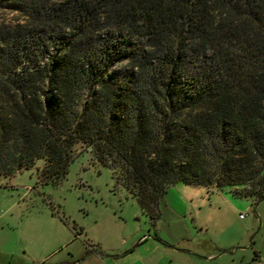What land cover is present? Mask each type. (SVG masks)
<instances>
[{"label": "trees", "instance_id": "1", "mask_svg": "<svg viewBox=\"0 0 264 264\" xmlns=\"http://www.w3.org/2000/svg\"><path fill=\"white\" fill-rule=\"evenodd\" d=\"M154 221L177 182L264 199V0H0V170L75 143Z\"/></svg>", "mask_w": 264, "mask_h": 264}, {"label": "rangeland", "instance_id": "2", "mask_svg": "<svg viewBox=\"0 0 264 264\" xmlns=\"http://www.w3.org/2000/svg\"><path fill=\"white\" fill-rule=\"evenodd\" d=\"M70 155L60 177L43 157L0 170V264H63L67 243L81 238L83 227L92 242L106 244L117 241L121 228L142 225L153 236L157 231L203 247L218 245L228 264L232 258L248 264L254 248L264 250V199L256 202L238 186L177 182L160 199L153 221L116 172L94 158L91 147L77 142ZM111 230L116 237L108 236ZM6 252L13 256L8 259Z\"/></svg>", "mask_w": 264, "mask_h": 264}, {"label": "crops", "instance_id": "3", "mask_svg": "<svg viewBox=\"0 0 264 264\" xmlns=\"http://www.w3.org/2000/svg\"><path fill=\"white\" fill-rule=\"evenodd\" d=\"M111 231L108 236H115L117 231ZM119 232L117 241L103 244L92 242L88 230L83 227L81 238L67 243L68 257L63 264H228L223 259L225 251L219 253L223 248L218 245L203 247L197 242L186 243L184 236L177 239L164 238L157 231L153 236L142 225L130 230L121 228ZM77 239L81 240L78 241L80 245L72 247ZM253 251L255 255L248 264H264V250L254 248ZM5 256L9 259L13 253L6 252ZM231 262L239 264L235 258Z\"/></svg>", "mask_w": 264, "mask_h": 264}, {"label": "built area", "instance_id": "4", "mask_svg": "<svg viewBox=\"0 0 264 264\" xmlns=\"http://www.w3.org/2000/svg\"><path fill=\"white\" fill-rule=\"evenodd\" d=\"M38 264H44L43 262H41V263H38Z\"/></svg>", "mask_w": 264, "mask_h": 264}]
</instances>
